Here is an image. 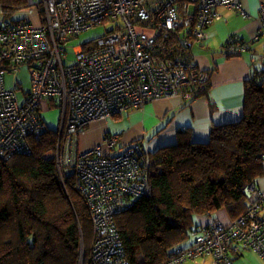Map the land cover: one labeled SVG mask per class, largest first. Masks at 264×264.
Returning <instances> with one entry per match:
<instances>
[{"label": "built area", "instance_id": "2783aa9c", "mask_svg": "<svg viewBox=\"0 0 264 264\" xmlns=\"http://www.w3.org/2000/svg\"><path fill=\"white\" fill-rule=\"evenodd\" d=\"M219 7L249 17L241 0H42L26 10L29 20L0 22V46L5 48L0 49V156L29 153V139L39 138L46 128L41 115L56 106L57 139L49 158L55 159L62 184L67 175L73 177L88 211L93 233L89 264H129L115 218L148 193L149 152L137 141L112 154L117 136L80 152L78 135L93 122L158 99L204 96L210 74L195 65L190 52L221 19ZM258 17L252 40L230 37L228 53L249 52L264 39V0L258 1ZM104 23L112 24L109 32L87 52L76 47L74 62L65 63L68 37ZM170 39L173 48L166 46ZM22 64L31 67V78L21 100L15 87H5L3 76ZM247 191L245 215L227 225L205 218L193 244L165 264L205 255L233 264L231 256L245 249L264 261V221L258 215L264 213V191L256 184Z\"/></svg>", "mask_w": 264, "mask_h": 264}, {"label": "trees", "instance_id": "16d2710c", "mask_svg": "<svg viewBox=\"0 0 264 264\" xmlns=\"http://www.w3.org/2000/svg\"><path fill=\"white\" fill-rule=\"evenodd\" d=\"M32 6L28 0H0V22L25 21L6 18ZM166 43L175 46L172 39ZM89 45L79 46L87 52ZM24 66L31 74L27 64L16 72ZM256 69L245 84L239 121L213 126L206 142L179 140L149 153L148 193L115 218L129 264H165L177 250L191 246L196 234L185 244L197 231L195 217L211 218L224 210L233 221L246 214L247 188L264 175V62ZM14 87L17 94L18 85L6 88ZM40 118L46 128L39 138L29 139V153L0 156V264H89L93 233L88 211L73 177L67 175L62 184L55 159L45 158L54 151L57 134L54 124L45 123L48 117ZM258 215L264 221V213ZM243 251L255 254L240 250L232 262Z\"/></svg>", "mask_w": 264, "mask_h": 264}, {"label": "crops", "instance_id": "0c3cea01", "mask_svg": "<svg viewBox=\"0 0 264 264\" xmlns=\"http://www.w3.org/2000/svg\"><path fill=\"white\" fill-rule=\"evenodd\" d=\"M258 1L241 0L249 13L248 18L219 7L217 12L221 19L208 28V39L195 45L190 52V59L195 65L210 74L206 95L190 103L179 97L162 98L140 109L93 122L78 135L77 150L84 152L100 146L105 138L114 135L118 137V142L109 150L112 154L122 152L125 147L137 141L150 153L179 140L206 142L213 126L239 121L243 113L245 84L258 68L255 65L253 69L252 64L264 62V39L253 43L251 51L234 56L224 50V44L230 37L251 41L256 35L260 27ZM104 151L107 153V150ZM262 166L264 169V160ZM256 185L264 191V175L256 180ZM214 217L226 225L231 221L224 210ZM204 222L205 217L194 218V225L198 228L186 246L190 245L193 235ZM233 260V264H256L246 255V251ZM184 264H215V261L205 255Z\"/></svg>", "mask_w": 264, "mask_h": 264}, {"label": "rangeland", "instance_id": "374dc122", "mask_svg": "<svg viewBox=\"0 0 264 264\" xmlns=\"http://www.w3.org/2000/svg\"><path fill=\"white\" fill-rule=\"evenodd\" d=\"M41 1L42 0H28L30 5H32V4L35 5ZM2 13H3V11H1V9H0V20L2 19ZM25 13H26V10H24V11L15 10V11H13L12 15L7 17L6 19L12 20V21L29 20L28 17L23 16V14H25ZM34 19L36 20V18H34ZM117 23H121V21L118 20ZM111 28H112V24L104 23V24H100L96 27H93L86 32H83L78 37H70L69 40L67 41V44H66L67 59H66L65 63L71 64L74 62L73 50L76 47H78L79 45L82 46V44H86V43H90L89 46L92 47L94 45V39L102 36L106 32H109V30ZM256 65H257V67H259L258 62ZM30 78H31L30 69L28 67L24 66L16 73L9 72L6 74L5 86L6 87H12L13 85H18L19 89H18L17 94H18L19 98L22 100L24 97V94L30 89ZM43 115L48 117L47 119L51 118L50 114L47 115L46 113H43ZM49 123L54 124V126H56L57 118L55 116H53L51 118V120H49L48 124ZM58 123H59V119H58ZM57 127H58V125H57ZM50 153L51 152H49L48 154H45V158L46 157L49 158ZM246 255L250 256L251 261L256 263V264H264V261L261 258H259L256 254H253V253L246 251ZM79 264H81V263H79Z\"/></svg>", "mask_w": 264, "mask_h": 264}, {"label": "clouds", "instance_id": "9594fccd", "mask_svg": "<svg viewBox=\"0 0 264 264\" xmlns=\"http://www.w3.org/2000/svg\"><path fill=\"white\" fill-rule=\"evenodd\" d=\"M83 263V262H82Z\"/></svg>", "mask_w": 264, "mask_h": 264}, {"label": "water", "instance_id": "95a60500", "mask_svg": "<svg viewBox=\"0 0 264 264\" xmlns=\"http://www.w3.org/2000/svg\"><path fill=\"white\" fill-rule=\"evenodd\" d=\"M82 262V261H81Z\"/></svg>", "mask_w": 264, "mask_h": 264}]
</instances>
